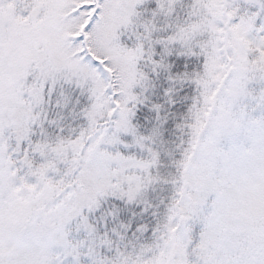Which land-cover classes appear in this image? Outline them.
Listing matches in <instances>:
<instances>
[{
  "label": "snow or ice",
  "instance_id": "6c2138e0",
  "mask_svg": "<svg viewBox=\"0 0 264 264\" xmlns=\"http://www.w3.org/2000/svg\"><path fill=\"white\" fill-rule=\"evenodd\" d=\"M0 264H264V0H0Z\"/></svg>",
  "mask_w": 264,
  "mask_h": 264
}]
</instances>
